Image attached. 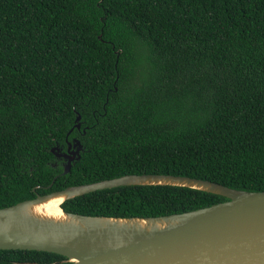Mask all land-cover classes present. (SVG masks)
<instances>
[{
  "label": "trees",
  "instance_id": "1",
  "mask_svg": "<svg viewBox=\"0 0 264 264\" xmlns=\"http://www.w3.org/2000/svg\"><path fill=\"white\" fill-rule=\"evenodd\" d=\"M71 138L62 174L51 148ZM141 173L264 191V0H0V208ZM222 200L123 185L59 206L145 217ZM64 259L0 249V264Z\"/></svg>",
  "mask_w": 264,
  "mask_h": 264
},
{
  "label": "water",
  "instance_id": "2",
  "mask_svg": "<svg viewBox=\"0 0 264 264\" xmlns=\"http://www.w3.org/2000/svg\"><path fill=\"white\" fill-rule=\"evenodd\" d=\"M73 146L62 174L69 170L71 160L79 157L77 139H73ZM55 149L51 152L57 156ZM156 184L193 188L225 200L180 213L145 217L83 215L59 206L66 199L94 190ZM54 196L61 197L57 204L60 216L31 212L33 206ZM0 249L53 252L65 257L67 264H264V191L156 173L123 174L69 185L1 207Z\"/></svg>",
  "mask_w": 264,
  "mask_h": 264
},
{
  "label": "bare ground",
  "instance_id": "3",
  "mask_svg": "<svg viewBox=\"0 0 264 264\" xmlns=\"http://www.w3.org/2000/svg\"><path fill=\"white\" fill-rule=\"evenodd\" d=\"M61 200V197L59 196H54L52 198L46 199L40 204H37L31 208V212L34 215L38 216H47V217H52L56 218L60 216V211L57 207V204Z\"/></svg>",
  "mask_w": 264,
  "mask_h": 264
},
{
  "label": "flooded vegetation",
  "instance_id": "4",
  "mask_svg": "<svg viewBox=\"0 0 264 264\" xmlns=\"http://www.w3.org/2000/svg\"><path fill=\"white\" fill-rule=\"evenodd\" d=\"M73 139L75 138H71L69 141H66L64 148L57 147V149L54 150L58 154L55 156V159L59 162L60 166L67 162V157L71 155L70 152L75 149L73 146ZM72 161L73 160H71V162Z\"/></svg>",
  "mask_w": 264,
  "mask_h": 264
}]
</instances>
